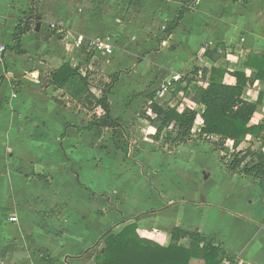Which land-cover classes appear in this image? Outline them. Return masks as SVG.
Here are the masks:
<instances>
[{"label": "crops", "instance_id": "0c3cea01", "mask_svg": "<svg viewBox=\"0 0 264 264\" xmlns=\"http://www.w3.org/2000/svg\"><path fill=\"white\" fill-rule=\"evenodd\" d=\"M127 1L0 0V46H6L7 50L15 47L16 42L13 39L15 29L24 21L25 15L31 11L32 6L36 14L35 22L38 23L22 39L24 53L20 55L15 51L23 59L18 57L7 59V50L0 58V78L6 79L0 86V92L10 93L12 81L19 78L28 81L23 89L32 88L51 96V100L64 101L68 108L75 105L72 108H76L75 111L81 114V111L88 110L73 101L65 91H56L49 86V83L45 85L42 75L44 74L48 81L51 73L64 63H69L72 67H79L83 76L87 74L90 76V71L94 72L96 68L94 61L91 60V55L94 53L106 59L100 69L107 77L121 72L120 81L115 85L112 94L122 80L128 78L125 80L130 82L129 78L137 77L143 82V84H137L138 87L143 86L140 88L141 91L138 90L144 96L139 98L141 103L146 100L148 105V96L155 92V100L159 103L167 102L172 107L180 103L181 108L188 107L196 110L198 117L192 131L193 138L187 144L175 149L174 154L170 152L175 150L168 153L162 151L142 153L138 157L140 166H137L142 176L135 180V184L131 183L129 186L122 187V193L120 191L110 194L98 193L87 186L82 179L80 166L86 168L89 160H82L79 165L76 162V157H79L78 151L72 146L65 147V144L69 145L71 137L75 138V135L89 132L79 133L75 128L76 125L82 126L79 122H67L63 129L65 136L62 137L63 132L59 140L60 153L66 170H63L64 173L60 175L59 180L56 181L57 177L54 178V183L45 171L44 173L43 171L27 173L28 171L23 170L26 180L21 182L22 186L32 183L38 189L33 194L41 192L39 195L42 196L30 197L16 192L12 181L14 176L12 167H22V148L25 144L34 148L35 156L38 151H43L47 124L41 118L35 121L36 128L30 127V130L29 123H26L28 119L25 118V107L20 103L13 102L12 107L0 109V160L13 163L7 169L8 177L0 172V264H95L97 253L104 247L106 239L112 234H119L130 224H137L141 238L154 241L161 246L171 244V232L174 228L189 232L197 231L207 241L224 250L234 260V264H264V193L259 189L258 181L252 176L230 170L229 166L233 158L230 162L224 159L226 156L224 149L218 148L219 136H200L204 126L201 117L203 106L197 105L183 94L173 97L171 93L172 84L188 75L196 67L226 70L224 83L232 86L237 83L233 74L235 72L244 73L248 79L254 78L256 70L245 67L244 63L250 56H264V29L260 32L258 26L249 27L251 39L247 40L246 35L247 37L241 38V43L236 44L231 41V35L228 34L235 30L237 21L241 23L248 17L231 11L232 16L237 20L233 27L222 22L215 25L200 24L199 29L198 25L195 26L192 23L184 27L188 18L197 13V10L192 9L179 28L167 40L162 41L165 48L161 51H164L166 46L179 38L178 42L182 43L180 46L183 52L173 51L170 55L162 54L158 51L159 43L156 37H147L149 33L142 35L140 40L144 38V44H140L137 32L130 36L124 33L127 23L118 27L109 23L111 21L109 16L102 15L101 10L108 8L112 10L114 16H120ZM99 2H102V5ZM228 2L233 8L240 5L252 8L253 4L250 3L251 0L239 2L228 0ZM203 9L198 8L199 14H205L208 11L207 7ZM245 10L248 11V9ZM250 14L249 19L255 20L256 13ZM172 20L167 19V21ZM37 26H40L39 31H36ZM116 35L119 36V43L112 44L110 39ZM81 37L108 41L114 46V52L112 55L102 56L96 51L77 48L75 44ZM27 41L31 44L30 46L26 44ZM207 49L217 50L221 58L216 61L209 58L206 56ZM80 65L87 66L89 69L83 72ZM144 66H147L145 72ZM200 85L201 83L191 85V97ZM92 91L94 92L93 88ZM17 96L15 93L12 94L13 99H17ZM243 97L257 106L250 126L264 124V81L249 83ZM71 102L74 104L69 106L68 103ZM15 116L21 120H16ZM24 118L26 121H23ZM89 119H86V122ZM120 119L123 125L124 118L121 116ZM127 120L125 124L128 123ZM148 124L151 130L148 134L149 140L160 144L164 151V145L161 142L151 139L156 129L149 122ZM66 125L70 127L65 129ZM37 136L44 138L45 141L34 140ZM93 140L95 141L94 134ZM120 140L123 139L120 138ZM146 147L151 148L152 145ZM225 148L226 152L231 149L235 153L232 141L228 140ZM248 148L264 152L263 131L245 136L236 152ZM71 149L73 153L67 159L66 153ZM8 151L14 155L10 154L7 159L5 157ZM33 161L41 164L39 161L46 162V159L38 156ZM194 165L197 167L195 168ZM2 168L3 166L0 165V171ZM71 168L75 173L71 171ZM143 168L146 172L153 169L156 177L153 182L154 184L156 182L160 194L157 189L144 184ZM106 173L111 174V172ZM37 174L47 177L49 182L38 179L35 176ZM67 176H71L79 188L81 187L78 180L80 182L82 180L83 185L97 194V196H91L84 189L92 198L104 199L102 209L92 212V214L97 213L101 219H94L92 215L88 220L86 216L73 214L71 204L69 205L66 198L62 196V184ZM118 178V176L115 177V180ZM152 189L154 191L149 192ZM128 190H136L135 195L130 193L132 198L130 202L125 200L129 194ZM55 191L58 197L55 199L48 197L51 192L54 195ZM117 192L122 196L121 200H117L116 196L119 195ZM5 193L11 194V197H3ZM57 202L63 203V209L58 212H56ZM11 217H16L17 221L11 222ZM178 244L180 247L190 249L193 241L190 238H184ZM199 245L200 248L203 247V244ZM190 264H206V261L202 256H196L191 259ZM221 264L231 263L228 258H224Z\"/></svg>", "mask_w": 264, "mask_h": 264}, {"label": "rangeland", "instance_id": "374dc122", "mask_svg": "<svg viewBox=\"0 0 264 264\" xmlns=\"http://www.w3.org/2000/svg\"><path fill=\"white\" fill-rule=\"evenodd\" d=\"M250 3H253L252 8H246L241 5L238 7L235 6L236 8H233L229 4L228 0H128L124 6L125 9L121 12L120 16H114L112 10L108 8L102 9L101 13L102 15H106L111 18V21L109 23L112 25L119 27V25L127 23L128 26L126 27V29H124V33H126L127 36L134 35L137 32V37H140L139 40L141 39L142 35L148 33L149 34L147 35V37H156V40L159 43L158 51L162 54L168 53L170 55L173 51L183 52L180 46L182 45V43L180 44V42H178L179 38L166 46V49L164 51H161L162 48H165V45L162 44V41L165 39L164 33L166 21L167 19L172 20L176 16L177 10L182 5H186L191 9L197 10L196 14L191 15V17L188 18V22L187 24H184V27H188L192 23L195 26L198 25L197 28L199 29V26L201 27L200 24L203 25L207 23L208 25H215L221 22L233 27L234 22L236 23L237 21L235 20L234 16H232V12L234 11L239 13V15L243 17H248V20L246 19V21H243L241 23L237 21V25L234 26L236 27L235 30H233L232 33L228 34L231 35V41L238 44L241 43V38H245L246 35L248 36H246L248 38L247 40L251 39V35H249V27L258 26L260 32H262V30L264 29V0H251ZM99 4L102 5V2H99ZM204 7H207L208 11L205 14H199V10L203 9ZM245 9H248L249 12ZM204 11L205 10L203 9V13ZM253 12L256 13L255 20L254 18L253 20L249 19L251 18L250 13ZM253 33L256 32L253 31ZM113 37H111L110 42L112 44H118L119 36L116 35ZM143 39L140 40V44H144ZM32 43H34V41ZM26 44L28 46L31 45L28 41L26 42ZM246 46L248 48V44ZM6 57L7 59L12 57L23 59L12 48H8ZM91 58V60L94 61V67L96 68H94V72L89 70L91 73V75L89 76L90 84L94 92L97 95H100L101 82L109 81L107 75L103 74L102 70L100 69L101 64L106 59H102L94 53L91 55ZM80 67L83 72H86V70L89 69L87 66L80 65ZM146 67L144 66L143 68L144 72L147 69ZM26 71L27 70H25V72ZM42 76V80L46 85L48 83L47 78L44 76V74ZM125 79L117 85L114 94L111 95L110 101L112 107L111 114L113 115V117L121 118L122 116L124 118V124L128 117V123H126L125 125L123 124V126L121 119L117 118L119 121H121L120 123L122 125V128L116 131L106 130L99 141L93 140L94 133H85L87 135H75L76 139L71 137L69 145L65 144L66 148H68L67 146H72L73 149H76V151H78L79 157H76V162L79 165L82 160H89L88 166L86 168H83L82 165L80 166L82 168V179L87 186L98 193L110 194L114 191H120L122 193V187L129 186L131 183L135 184V180L139 179L142 176V172L140 171L139 167H137L140 166L138 157L142 153H153L156 151H162L163 153L170 152L166 149V147H164L163 151L160 144L153 143L151 140H149L148 134L151 133L149 124L148 122L139 118L141 109L148 103L146 100L142 103L140 101V97H142L143 94L139 91H141L140 88H142L143 86L141 85L140 87H138L137 84H143V82L138 80L137 77L129 78L130 82ZM5 80V77L0 78V86L4 83ZM31 81H33V79ZM27 82L28 81L15 78V80L12 81L10 93L7 94L4 91L0 92V109H5L9 106L12 107L13 102L20 103L24 105V112H26L25 118L28 119V121H26L24 118L23 121L29 123L30 126L28 127L30 130V127H32L33 129L36 128L35 121H39L41 118L44 119L47 124L45 136L46 143H43V151H38L37 156H35L33 155L34 148L29 144H25L22 148L23 161L21 163V166L23 168L11 166L14 173L12 181L16 187V192L30 197H42L40 196L41 192H39L40 195L39 193H37L36 195L33 194L38 189L33 186L32 183L26 185L25 187L22 186L21 182H25L26 180L24 179L25 172L23 170L28 171L27 173H35V171H43L42 173H44L45 171V174L47 173L49 178L52 180V183H54V178L56 177V181L59 180V178L61 177L60 175H63L64 171L66 170L62 155L60 153L61 147L59 143L60 135L64 132V124L67 122H79V125H83L84 123H86V119L90 118L91 112L84 110L81 111V114H79L77 111H75L76 108H72L75 107V105H73V102L68 103L69 106L73 105L72 107H69V109L64 101L51 100V96H47L40 91L32 88L23 89V86H25ZM13 93L18 95L17 99L12 98ZM127 98L128 100H126ZM72 100L77 102V100ZM14 118L16 120H21V118H19L18 116H15ZM31 120L34 121L31 122ZM120 138L123 140L121 141ZM35 139L45 141V139L40 136L35 137L34 140ZM37 142L38 141H36V143ZM147 145H152V147H146ZM224 151V153L226 154L224 159H226L227 162H230L234 156L233 151L231 149H229V152H226V150ZM175 152L176 150L170 153L174 154ZM71 153H73L72 149L71 151H68V153H66L67 159L71 157ZM10 154L14 155L12 154V152L8 151L6 155L7 157L5 158L8 159L10 157ZM38 156L44 157V160L46 159V162L39 161L41 162V164H39L38 161H33ZM2 161L3 160H0V165L3 166V168L0 172L3 176L8 177L7 169L13 163L9 161V163ZM194 166L195 168L197 167V165ZM144 170L145 169L143 168L142 171L143 182H145L144 184L158 190V188L156 187V182L155 184L153 182L156 178L153 173V169L151 168V170H147V172ZM106 172H111V174H107ZM117 176L119 178L115 180V177ZM144 190L146 191L147 188ZM153 191L154 190L152 189L149 192ZM127 192L129 194L125 198V200L127 202H130L132 201L130 193L135 195L136 190H128ZM157 192H159V190ZM54 195L53 192H51L48 197H54V199L58 197L56 191ZM2 196L11 197V194L5 193ZM62 196L66 198L69 205L71 204L73 214H75L76 216H86V218L90 220L91 216L93 215L95 217L94 219H101V217L98 216L97 213L92 214V212H97L99 209H102L104 199L99 197L92 198L91 196H89L84 189H81L77 186L71 176H67L63 181ZM116 197L117 200H121L122 198L120 194ZM57 203L58 205L56 206V212L63 209V203Z\"/></svg>", "mask_w": 264, "mask_h": 264}, {"label": "trees", "instance_id": "16d2710c", "mask_svg": "<svg viewBox=\"0 0 264 264\" xmlns=\"http://www.w3.org/2000/svg\"><path fill=\"white\" fill-rule=\"evenodd\" d=\"M239 2L241 0H233ZM192 9L182 5L172 21H166L165 39L167 40L176 29L179 28L185 16ZM36 14L32 6L31 11L25 15L15 29L13 39L16 42L12 47L18 54H23L22 39L34 28ZM206 56L214 61L221 57L218 51L206 50ZM245 67L256 70L254 78L248 79L242 72L233 73L237 79L236 85L224 83L226 70L212 68L211 70L198 67L188 75L181 77L171 86L173 97L183 94L191 98L197 105L203 106L201 115L204 126L202 136H219L218 148L224 149L228 140L233 142L235 153L229 166L234 173L252 176L258 181L259 189L264 193V152L248 148L243 151L236 150L243 138L250 133L264 132V124L250 126V122L256 113L257 106L243 95L249 83L264 81V56H250L244 63ZM121 72L108 77V82H101L100 96H97L90 84L89 74L83 76L79 67H72L64 63L59 69L49 76V86L54 90H63L72 99L86 110L92 113L88 122L82 126L76 125L79 133H94L95 141L102 138L106 130L116 131L121 128L120 122L111 114L109 96L115 85L120 81ZM194 83H201L194 96L191 97L190 87ZM156 93L148 96L149 104L141 110L140 118L148 121L156 129L151 139L161 142L168 151H174L180 146L192 140L198 113L188 107L181 108L178 103L172 107L169 103H159L155 100ZM65 126V129L69 128ZM65 131L62 137L64 138ZM73 173L74 169L71 168ZM38 179L49 182L48 178L37 174ZM79 186L85 189L91 196H97L91 189L83 185L79 180ZM100 215L103 213L100 211ZM172 241L169 246L141 238L138 234L137 224L126 226L119 234L110 235L104 247L97 253L95 264H190L192 258L202 256L206 264H221L224 258H228L231 264L234 260L212 242L206 240L199 232H189L180 228H174L171 232ZM190 238L193 241L192 248L185 249L179 246L180 240ZM203 244V247H199Z\"/></svg>", "mask_w": 264, "mask_h": 264}, {"label": "built area", "instance_id": "2783aa9c", "mask_svg": "<svg viewBox=\"0 0 264 264\" xmlns=\"http://www.w3.org/2000/svg\"><path fill=\"white\" fill-rule=\"evenodd\" d=\"M54 26L52 25V28ZM75 46L77 48H84L87 51H96L103 55H112L114 52V46L109 43L108 41H104L102 39H83L82 37L79 38V40L76 42ZM6 46L2 45L0 46V58L3 57V55L6 52ZM11 222H16V217L10 218Z\"/></svg>", "mask_w": 264, "mask_h": 264}, {"label": "water", "instance_id": "95a60500", "mask_svg": "<svg viewBox=\"0 0 264 264\" xmlns=\"http://www.w3.org/2000/svg\"><path fill=\"white\" fill-rule=\"evenodd\" d=\"M40 26H37L36 31H39Z\"/></svg>", "mask_w": 264, "mask_h": 264}]
</instances>
